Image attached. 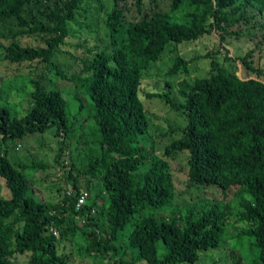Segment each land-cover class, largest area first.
<instances>
[{
    "label": "trees",
    "instance_id": "trees-1",
    "mask_svg": "<svg viewBox=\"0 0 264 264\" xmlns=\"http://www.w3.org/2000/svg\"><path fill=\"white\" fill-rule=\"evenodd\" d=\"M33 1L0 0V21L13 19L19 27L5 47L0 41L2 59L44 62L72 92L64 96L41 77H0V179L7 187L6 196L0 193V264L25 253L30 264H70L56 243L58 236L74 237L77 229L84 244L77 243L76 255L95 262L98 254L101 264H194L224 241L240 252L231 264H264V82L241 78L211 56L206 76L177 83L181 101L165 91L145 93L163 100L184 119L182 127L170 129L178 134L164 144V156L185 152L188 184L220 191V198L203 197L180 206L174 203L170 163L155 152L138 95L142 72L169 43L195 41L212 29L224 39L234 24L252 22L249 10L264 15V0H170L167 10L131 22L125 16L127 1L109 0V47L84 45L80 71L71 74L52 56L64 43L67 23L83 0H70L65 12L40 23L23 15ZM134 3L141 12L142 0ZM25 33L44 37L45 45L22 46L19 35ZM262 40L264 31L258 43ZM252 52L249 49L239 59L256 73ZM190 61L176 55L166 74L185 73ZM24 97L29 104L20 109ZM71 103L76 105L74 112ZM52 127L62 142L72 132L84 138L78 170L89 181L90 196L78 207L82 192L74 177L73 190L59 201L41 202L33 193L29 171L45 164L8 157L11 141ZM74 167L72 163L67 176ZM66 216L81 217L84 223L68 225ZM128 253L133 255L129 259ZM109 255L114 260H104Z\"/></svg>",
    "mask_w": 264,
    "mask_h": 264
},
{
    "label": "rangeland",
    "instance_id": "rangeland-1",
    "mask_svg": "<svg viewBox=\"0 0 264 264\" xmlns=\"http://www.w3.org/2000/svg\"><path fill=\"white\" fill-rule=\"evenodd\" d=\"M70 0H35L25 7L23 15L27 19H34L36 23L46 20L47 16L67 10ZM109 0H83L82 5L75 14V18L70 20L68 25V35L64 43L58 46L52 56V60L60 67L67 69V73L80 71V57L84 54L82 47L99 46L107 48V27L105 10L109 9ZM128 9L126 10V21L131 22L140 17H149L153 11H164L168 9L170 0H142L141 12H138L134 0H126ZM89 6V8H88ZM91 6V8H90ZM248 16H252V22L247 24L240 21L230 28V32L225 38L219 36V31L212 29L205 33L200 39L189 42L169 43L160 58L142 72L139 84V98L141 99L148 122V134L154 141V149L157 155L166 158L170 163L172 178L175 186L174 203L181 205L184 202H195L203 197L220 198V191L216 188H201L198 185H190L187 180V165L185 152L179 153L175 158L165 157L163 146L169 138L177 136V132L170 129L182 127L184 124L183 116L169 107L159 98H147L145 93L154 91H165L175 101H181L182 97L178 94V82L185 79L192 82L195 78L206 76L209 71L210 57L213 56L220 65L228 68L241 78L255 77L264 82V40L258 43L264 31V15L258 11L249 10ZM260 26V29L258 28ZM19 27L15 25L13 19L0 21V41L3 47L9 43L13 33ZM238 32V30H240ZM22 46L32 45L42 47L45 45L44 37L29 33L19 35ZM258 43V44H257ZM257 44V45H256ZM109 47V46H108ZM252 49L251 61L258 68V72L252 73L247 70L240 56ZM183 59H191L186 68V72L177 71L175 74H166L173 62L175 56ZM3 51L0 49V77H17L18 74L26 75L30 78H39L49 80L54 86L62 90L66 96L71 94V87L66 80H59L54 69L47 66L44 62L36 60L32 62H23L20 64L10 63L3 60ZM226 57V58H225ZM29 98L24 97L19 101L20 109L26 108L29 104ZM85 103L84 98H80ZM76 105L71 103L70 109L74 112ZM21 112V111H20ZM84 138L78 139L77 133L72 132L68 138L63 140L60 134L55 132V128H49L43 133L33 132L25 134L21 140L11 141L13 148L10 147L9 159L12 161L23 160L41 161L45 164L41 170L29 171L33 173L31 187L34 195L42 201L57 202L63 195L73 190L71 177H74L84 201L89 198L87 177L79 172L81 159L84 156ZM62 143V152L59 153V146ZM58 154V159L55 156ZM74 163L71 176H67V170ZM97 180L92 179L91 185H95ZM0 193L7 195V187L0 179ZM100 202V200L98 201ZM166 215V214H165ZM168 215V214H167ZM66 224H74L80 227L84 219L76 217L72 220L70 217H64ZM241 225L236 224V228ZM88 228V227H86ZM81 230L77 229L74 237L66 234L63 237L58 236L56 243L58 253L68 254L70 264H101L100 255L93 262L90 257L80 258L76 255V245L84 244ZM229 242V241H228ZM227 241L217 247L201 254L198 261L194 264H231V261L238 258L240 252L233 249ZM133 255H126L129 259ZM91 258L92 254H91ZM94 259V258H93ZM114 260L109 255L104 260ZM99 260V261H98ZM10 264H30L29 253L14 254ZM133 264H145L144 260L135 261Z\"/></svg>",
    "mask_w": 264,
    "mask_h": 264
},
{
    "label": "built area",
    "instance_id": "built-area-1",
    "mask_svg": "<svg viewBox=\"0 0 264 264\" xmlns=\"http://www.w3.org/2000/svg\"><path fill=\"white\" fill-rule=\"evenodd\" d=\"M84 197L82 194L77 198L76 206L78 207L81 203H83Z\"/></svg>",
    "mask_w": 264,
    "mask_h": 264
}]
</instances>
